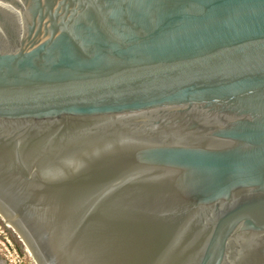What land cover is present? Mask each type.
Returning a JSON list of instances; mask_svg holds the SVG:
<instances>
[{
    "label": "water",
    "instance_id": "obj_1",
    "mask_svg": "<svg viewBox=\"0 0 264 264\" xmlns=\"http://www.w3.org/2000/svg\"><path fill=\"white\" fill-rule=\"evenodd\" d=\"M0 210L40 264H264V0H0Z\"/></svg>",
    "mask_w": 264,
    "mask_h": 264
},
{
    "label": "rangeland",
    "instance_id": "obj_2",
    "mask_svg": "<svg viewBox=\"0 0 264 264\" xmlns=\"http://www.w3.org/2000/svg\"><path fill=\"white\" fill-rule=\"evenodd\" d=\"M0 264H36L18 232L0 216Z\"/></svg>",
    "mask_w": 264,
    "mask_h": 264
},
{
    "label": "bare ground",
    "instance_id": "obj_3",
    "mask_svg": "<svg viewBox=\"0 0 264 264\" xmlns=\"http://www.w3.org/2000/svg\"><path fill=\"white\" fill-rule=\"evenodd\" d=\"M0 216L5 220L6 225L9 228L14 229L16 232H18L19 236L22 238L24 244L27 246L30 254L32 255L33 259L35 260L36 264H40L39 260L37 259L35 253L32 251V249L29 247V243L26 241V239L24 238L23 234L19 231L18 227L13 223V221L6 216L1 210H0Z\"/></svg>",
    "mask_w": 264,
    "mask_h": 264
}]
</instances>
